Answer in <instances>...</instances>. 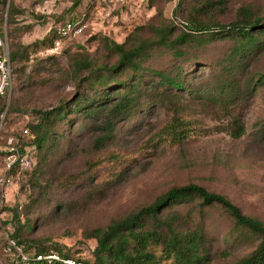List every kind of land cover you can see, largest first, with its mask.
<instances>
[{
  "label": "rangeland",
  "instance_id": "1",
  "mask_svg": "<svg viewBox=\"0 0 264 264\" xmlns=\"http://www.w3.org/2000/svg\"><path fill=\"white\" fill-rule=\"evenodd\" d=\"M13 1L16 16L6 29H14L13 39L21 46L0 111V264L26 256L12 233L28 243L27 255L39 239L43 247L71 255L67 260L92 262L95 240L86 239L85 230L104 227L187 183L226 196L264 222V33L235 53L230 37L188 42L181 56L165 48L151 50L142 64L179 74L185 86L166 89L157 75L143 72L138 103L130 115L113 116L110 125L107 111L84 116L73 104L81 94L90 99L100 92L98 82L88 87L85 78L117 60L108 40L128 45L152 38L153 27L164 25L174 37L186 29L188 18L227 24L240 18L243 6L264 19V0H209L213 6L201 11L197 8L205 0H182L180 6L177 0ZM69 19L81 20L82 33L61 49H46L40 41ZM83 58L87 66L77 68L75 61ZM232 60L237 68L225 70ZM128 75L124 71L114 79ZM64 103L71 106L49 125L52 136L36 166L29 159L8 166L9 139L19 149L30 139L23 130L37 119V111ZM176 119L188 129L179 142L168 132ZM237 127L243 133L234 136ZM168 209L180 213L179 230L203 231L211 264H229L258 243L257 235L238 226L217 203L195 198L163 212Z\"/></svg>",
  "mask_w": 264,
  "mask_h": 264
},
{
  "label": "trees",
  "instance_id": "2",
  "mask_svg": "<svg viewBox=\"0 0 264 264\" xmlns=\"http://www.w3.org/2000/svg\"><path fill=\"white\" fill-rule=\"evenodd\" d=\"M77 1L79 0H75V2ZM181 2L182 0H177L176 6H180ZM207 6H213V2L205 0L197 8V11H201ZM15 16L16 4L14 1L0 0V30L6 24L11 26ZM239 16L240 18L236 21L227 24L188 18L186 29L174 37L171 36V29L164 25L153 27L152 38L140 39L128 45L125 42L118 43L108 40L106 45L116 52L117 60L110 66L101 67L104 72H95L85 78L88 87H92L91 84L98 82L101 85L100 92L90 99L81 94L73 101L74 106L76 105V109L81 111L84 116H95L107 111L109 116L106 123L110 125L113 116L130 115L131 110L138 103V99L142 95L138 86L142 83L143 72H152L157 75L158 83L166 89L181 90L185 84L179 74L150 69L142 64L144 57L156 48H165L171 54L181 56L185 54L182 47L188 42L196 43L206 39L215 40L225 37H230L235 41L234 53L243 51L246 47L251 46V43L258 42V33H264V19L253 16L249 6L241 7ZM58 26L50 31L48 37L40 41L43 45L47 43L46 49L53 50L54 40L58 36ZM13 30V28L6 29L11 65L20 56L21 46L13 39ZM1 53L0 48V55ZM87 63V60L83 58L76 60L75 66L80 68L82 65L87 66ZM229 63L225 66V70L228 71L230 65L232 71L233 68H237V60H232ZM124 71H129L128 77L116 81L114 79L116 75ZM226 76H229L227 72L224 73V81ZM113 96H116V100H112ZM5 101L6 95L0 96V111L4 109ZM9 106L10 104H8ZM70 106L64 103L53 109L37 111V119L26 125L30 139L19 145V151L24 155L25 160L29 159L36 166L38 153L48 146V139L52 136L49 125L54 118H62ZM182 126H186V124L179 119L174 120L169 126L168 132L173 141L179 142L187 136L188 129ZM242 133L243 128L237 127L234 136H239ZM19 164L17 161L13 166ZM195 198L200 199L201 204H219L238 226L247 229L259 238L256 246L247 255L229 264H264V222L244 214L226 196L195 183L172 186L157 196L150 204L114 219L104 227L98 226L85 230L84 237L95 240V247L92 250L94 259L92 262L81 258L72 259V261L80 264H211L209 253L203 245V231L200 228H195L190 232L179 230L177 224L181 219L180 213L171 209H168L166 213L163 212L175 204L192 202ZM10 238L26 254V256L17 255L12 264H68L64 261L71 256L57 248L43 247L39 239L33 241L34 253L27 255V250L30 248L28 243L21 239L17 233H12ZM53 252L57 254V258H47L48 255L54 254ZM38 256L40 258H37Z\"/></svg>",
  "mask_w": 264,
  "mask_h": 264
},
{
  "label": "built area",
  "instance_id": "3",
  "mask_svg": "<svg viewBox=\"0 0 264 264\" xmlns=\"http://www.w3.org/2000/svg\"><path fill=\"white\" fill-rule=\"evenodd\" d=\"M107 4H122L127 0H101ZM83 30V25L81 20L69 19L62 22L58 28V36L54 40L53 50L61 49L65 45L67 41L75 38L80 35ZM0 48L2 53L0 55V96L7 95L12 86V65L9 56V46L6 35V26H3V29L0 30ZM24 133H28V129L25 128L23 130ZM8 153H7V165L11 166L15 162L22 163L24 161V155L18 151L17 147L14 143H12V139L8 141ZM37 258H40L38 256ZM47 258H57L55 255H48ZM69 264H80L75 263L71 260H65Z\"/></svg>",
  "mask_w": 264,
  "mask_h": 264
}]
</instances>
